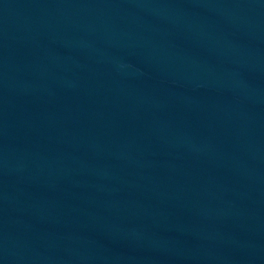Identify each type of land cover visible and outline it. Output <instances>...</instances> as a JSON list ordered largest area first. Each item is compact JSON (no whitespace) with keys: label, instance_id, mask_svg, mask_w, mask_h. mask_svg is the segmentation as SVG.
Segmentation results:
<instances>
[{"label":"water","instance_id":"95a60500","mask_svg":"<svg viewBox=\"0 0 264 264\" xmlns=\"http://www.w3.org/2000/svg\"><path fill=\"white\" fill-rule=\"evenodd\" d=\"M0 264H264V0H0Z\"/></svg>","mask_w":264,"mask_h":264}]
</instances>
